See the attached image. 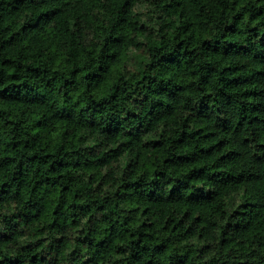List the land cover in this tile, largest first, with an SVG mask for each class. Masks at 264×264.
Instances as JSON below:
<instances>
[{
	"label": "trees",
	"instance_id": "16d2710c",
	"mask_svg": "<svg viewBox=\"0 0 264 264\" xmlns=\"http://www.w3.org/2000/svg\"><path fill=\"white\" fill-rule=\"evenodd\" d=\"M138 2L0 0V264H264V0Z\"/></svg>",
	"mask_w": 264,
	"mask_h": 264
},
{
	"label": "rangeland",
	"instance_id": "374dc122",
	"mask_svg": "<svg viewBox=\"0 0 264 264\" xmlns=\"http://www.w3.org/2000/svg\"><path fill=\"white\" fill-rule=\"evenodd\" d=\"M148 9H149V2H147V0H139L136 6V10L142 15L143 19L149 18L148 16H146ZM132 53H136V50L134 49ZM240 200H241V194H234L230 198V202L232 203H238Z\"/></svg>",
	"mask_w": 264,
	"mask_h": 264
}]
</instances>
